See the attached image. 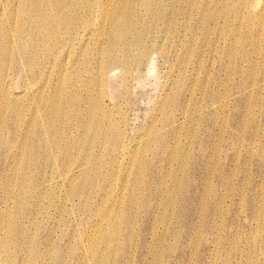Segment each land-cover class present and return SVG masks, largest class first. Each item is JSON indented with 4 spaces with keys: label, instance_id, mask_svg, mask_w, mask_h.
<instances>
[{
    "label": "bare ground",
    "instance_id": "obj_1",
    "mask_svg": "<svg viewBox=\"0 0 264 264\" xmlns=\"http://www.w3.org/2000/svg\"><path fill=\"white\" fill-rule=\"evenodd\" d=\"M261 39L264 0H0V264H181L170 237L184 235L185 252L202 236L228 240L214 226L196 227L193 236L176 231L177 222L149 227V209L138 213L143 220L125 216L151 201L144 176L154 164L141 146L157 142L159 129L176 143L171 170L188 176L186 199L203 211L204 190L212 194L228 178L233 190V176L238 185L263 181L254 170L240 177L250 144L238 153L232 138L234 73L255 71ZM235 44L242 51L233 58ZM155 61L165 70L140 118L137 89L147 75L158 78ZM260 71L235 85L251 93L240 107L264 101V65ZM258 110L264 119V104ZM260 128L264 122L250 138L264 137ZM194 144L197 156L189 158ZM221 144L231 145L233 157L222 169ZM120 159L123 177L111 182ZM100 172L90 205L81 187ZM227 198H219L220 210ZM180 212L184 219L185 208Z\"/></svg>",
    "mask_w": 264,
    "mask_h": 264
},
{
    "label": "rangeland",
    "instance_id": "obj_2",
    "mask_svg": "<svg viewBox=\"0 0 264 264\" xmlns=\"http://www.w3.org/2000/svg\"><path fill=\"white\" fill-rule=\"evenodd\" d=\"M258 44L262 49L261 54L258 56L259 65H257L258 67L255 71L248 66L243 68L240 74L234 73V88L236 89V109L234 117L237 126L233 130L234 134H232V138L236 139L238 153L243 151V142L245 140H248L250 144L252 157L247 160L246 168L240 172V177L243 178L245 174H248V170H254L263 177L262 182L253 181L255 184L238 185L237 176H233L232 182L234 183V189L230 190L227 187L229 182L228 178L224 184L216 186L212 194H209L206 190L203 191L202 204L205 208V211H203L199 203L192 204L186 199L189 187L187 185L188 176H186L185 172L173 173L175 169L171 170L172 168H176L177 165V162L174 161L176 155L173 152V147H175L176 143H171L169 136L163 134L164 129L156 131L159 135L157 142H150L141 146V151L146 159L154 164V166L150 168V171L148 170L144 176L146 181L152 184L150 192L152 194L149 196L151 201H147L144 205L131 208V211L127 213L128 217L125 216V219L129 220L136 217L137 219L143 220L138 213L145 212L149 209V227L152 226L151 223L155 220L170 224V226L177 222L175 227L176 231H181L188 236H193L196 227L200 229L214 226L222 234L229 236V239L226 241L222 239L219 240L214 235L209 237L202 236L198 238L194 244L189 246L186 252V246L184 245L187 242L184 235L178 239L170 237L168 239V245L170 249L173 250L171 253L175 255L179 254L177 257H182L181 264H264V137L250 138L252 134L251 128L258 127L259 123L264 122V119L261 120L258 110L259 107L264 104V101L259 100L256 105L255 100H249L245 107H240L238 105L239 102H245L242 97L244 99H249L250 95L248 94L251 93L248 91L245 96L242 91H238L235 87V85H238L240 82L250 83L252 77L259 76L262 72L260 68L264 65L262 57L264 55V40H259ZM246 49L248 50V60H250V55L255 52L251 45L246 47ZM241 51V45L235 44L233 47V58H236ZM155 66H157L158 69V78H153V75H147L143 83L144 85L142 84L137 89L138 94L142 97L140 99L143 100L138 108L140 118L147 117L145 112L150 106L147 103V97H154V85L160 82L163 71L165 70V67L158 61H155ZM258 86L260 88L264 87V81L259 82ZM262 95V97H264V92H262ZM253 98L255 97L253 96ZM251 115L253 124L250 122ZM147 123L148 121H146L144 125ZM197 128L198 126L196 129ZM260 132H264V128H260ZM143 134L146 135L145 132H143ZM117 141L118 140L115 139L112 140V146H114ZM207 141H209V139H207ZM221 145L227 148V152L223 153L217 160L219 168L222 169L223 166L230 165L233 157L229 151L231 145ZM260 146L262 149H260ZM183 148V146L179 147L180 151H182ZM192 148L190 153L193 152L189 158H195L197 156L196 144H194ZM185 149L186 148H184V150ZM208 153V147L204 152L201 151L202 155ZM169 159H172V161H169L164 166L162 164L163 160ZM160 164L163 165L162 173L154 175L156 166ZM94 165L95 160L92 162L90 169H92ZM98 165L103 166L104 163L98 162ZM123 165L124 162L120 159L118 166H115V169L112 170V172L115 171V173H113L111 182H115L116 180L119 181L120 178L123 177V175H121V166ZM166 168L171 170L169 174H165L164 170ZM101 173L103 172L93 177L92 185H88V183L84 186L81 185L83 191H89L90 205L93 204L96 194L98 193L95 189V182L102 179ZM163 178L164 180H162ZM258 178L259 177L256 175L252 177L254 180ZM84 179L85 176L81 178L82 183L85 181ZM74 189L76 188H69L66 193L70 194ZM108 192L113 195L118 194L117 185ZM224 193H228V198L226 200L228 207L220 210L218 208V200ZM229 197H232L233 205H230ZM110 205V202L106 203L102 206V210L108 208ZM197 207H199V210ZM182 208H185V218L189 214L188 223L185 225L182 224V220H185L180 212ZM162 228L163 226H160L158 231L161 232ZM148 238L151 239L149 236ZM193 246L196 248L192 249ZM136 255L138 256L137 252Z\"/></svg>",
    "mask_w": 264,
    "mask_h": 264
}]
</instances>
